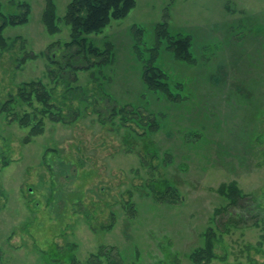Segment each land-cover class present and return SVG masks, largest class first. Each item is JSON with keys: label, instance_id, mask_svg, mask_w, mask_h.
<instances>
[{"label": "rangeland", "instance_id": "1", "mask_svg": "<svg viewBox=\"0 0 264 264\" xmlns=\"http://www.w3.org/2000/svg\"><path fill=\"white\" fill-rule=\"evenodd\" d=\"M53 1L56 33L42 21L46 0H0L6 16H20L23 3L29 10L26 22L3 29L0 48V264H50L42 256L56 244H74L80 262L111 247L136 264H192L188 254L226 204L217 188L231 181L251 197L249 212L237 227L218 230L208 264H264V0H135L127 15L85 35L86 48L113 44V61L89 68L78 47L64 45L70 0ZM161 22L190 36L193 61L158 42L153 26ZM150 53L173 84L182 83L176 101L143 86ZM64 54L76 55L81 68ZM29 81L50 90L52 115L63 119L40 113L35 98L19 99ZM9 96L14 101L1 110ZM123 103L159 128L131 133L111 116ZM27 112L30 124L22 126ZM39 120L42 132L27 139ZM152 182L172 186L168 201Z\"/></svg>", "mask_w": 264, "mask_h": 264}, {"label": "trees", "instance_id": "2", "mask_svg": "<svg viewBox=\"0 0 264 264\" xmlns=\"http://www.w3.org/2000/svg\"><path fill=\"white\" fill-rule=\"evenodd\" d=\"M20 5H23L26 8L20 16H6L0 10V48L2 49L6 46L4 36L2 35L3 29L9 24H19L27 21L29 13L28 6L26 3ZM134 5L135 0H70L62 18L64 22L70 26V41L64 45L67 47L72 45L78 47V56L79 53L82 54V59L89 63L85 66L86 68H89L96 63H111L114 59L112 42L106 41L105 47L102 51L92 46L86 48L85 35L91 32H100L111 19H118L127 15ZM56 20L57 16L55 14L54 1L46 0L45 9L42 14V21L48 33H56L59 30ZM153 27L158 42H160L161 39H165L168 42L167 47L172 50L175 58L189 62L194 60L190 52L191 39L189 35L172 34V32L168 29L166 22L157 23ZM142 30L141 26L134 27V32L137 35H140ZM54 44L55 43H51L49 46L52 47ZM156 47L157 46H153L151 50L155 52ZM64 55L65 57H68L66 63L70 64L74 70L81 68V66L75 65L72 61L76 55ZM151 55L152 56L143 62L141 66L140 78L143 86L149 92L158 95L160 92V94H162L159 95L160 97L163 96L169 101H176L180 98V94L176 88H182V83L174 82L173 84V81L170 79L168 73L154 62L155 54ZM88 56L96 59V61L88 60ZM51 63L57 64V61L53 62V60H51ZM58 67H60V64ZM56 71V69L49 68V76H51V78H56ZM17 96L21 101L29 104H31L32 99L35 98V100L39 101L43 106L40 113H49L51 119H63L59 118V116H56L55 118L52 115L54 103H52L51 92L39 81L22 83V85L18 88ZM13 101V97L9 96L8 99L3 102L1 110H8ZM111 111V116H118L121 125L128 128L133 134H147L154 132L159 128V122L157 119L153 118L144 120V117H141L140 111L137 107L129 103L114 105ZM129 121L142 128L143 132L137 133L133 127L128 124ZM19 123L22 126H28L30 124V114L28 112L24 113V115L19 119ZM41 132L42 124L39 120L35 124L31 125L27 139L30 136H34ZM156 153L157 152L154 154L156 155ZM169 156V153L166 152L165 156L162 157V161L165 164H168V162L171 161ZM152 185L154 186L152 187V192L158 193V197L160 199L164 198V200L168 201L166 198L167 196H171L170 191L172 190V186L170 184H165L164 182H152ZM217 191L226 199V204L215 209L214 215L211 218V225L207 226L202 233V244L194 247L188 254L192 264L210 263L217 257V254L214 251V245L218 240V230L220 233L222 231H230L231 227H237L240 222L246 221L247 219L246 216L247 212H249V207L246 200L249 195L243 193L237 186L236 182L231 181L229 183H223L217 188ZM220 214H222L220 218L216 219V215ZM44 252H47V257L44 255L42 257L50 264H136V262L126 261L119 251L113 254L111 247H99L95 252H91L84 262H80L75 255L74 244H68L66 247H59L56 244L54 249L51 248Z\"/></svg>", "mask_w": 264, "mask_h": 264}]
</instances>
